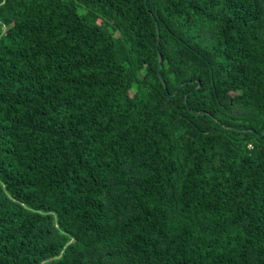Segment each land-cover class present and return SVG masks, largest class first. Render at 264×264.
<instances>
[{"label":"trees","instance_id":"trees-1","mask_svg":"<svg viewBox=\"0 0 264 264\" xmlns=\"http://www.w3.org/2000/svg\"><path fill=\"white\" fill-rule=\"evenodd\" d=\"M0 264H264V0H0Z\"/></svg>","mask_w":264,"mask_h":264},{"label":"water","instance_id":"water-1","mask_svg":"<svg viewBox=\"0 0 264 264\" xmlns=\"http://www.w3.org/2000/svg\"><path fill=\"white\" fill-rule=\"evenodd\" d=\"M181 86V85H180Z\"/></svg>","mask_w":264,"mask_h":264}]
</instances>
